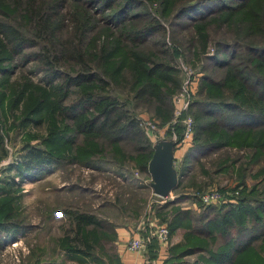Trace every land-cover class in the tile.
Segmentation results:
<instances>
[{"label": "trees", "instance_id": "16d2710c", "mask_svg": "<svg viewBox=\"0 0 264 264\" xmlns=\"http://www.w3.org/2000/svg\"><path fill=\"white\" fill-rule=\"evenodd\" d=\"M178 1L168 0V3ZM230 1L182 0L184 3L176 6L175 18L193 22L179 26L183 29L196 26L198 33L204 24L207 26L203 21L210 11L221 14L211 24L219 25L225 20L239 24L238 19L264 24V0ZM36 2L30 0L27 9V24L34 35L27 34L26 28L0 21V39L3 37L0 40V72H10L9 66L16 67L18 59L34 62L44 71L41 85L30 78L12 83L9 91L7 80H0V113L9 105L12 114L18 111L23 114L22 121L48 122L49 125V133L41 143L44 147L30 146L26 141L25 146L29 148L26 165L51 164L54 158L93 162L105 146L110 147L113 154L118 147L124 152L121 149L124 142L133 143L137 153L145 146L151 158L153 141L141 129L140 120L132 111L133 101L122 97L112 87L113 84L122 86L126 72L137 77L135 84H141L137 94L141 99L154 92L170 95V83L179 84L171 74L173 65L169 57V63H165L158 61L155 54L149 56L132 51V46L137 48L148 37L165 30L157 16L147 13H144L149 18L146 25L131 30L127 27L137 14L135 10L147 0H44L38 6ZM208 7L212 9H206ZM164 11L167 10H160ZM116 28L120 37L116 36L107 48L98 51L99 45L90 44L89 35L98 34L102 29L113 32ZM219 44L230 46L226 42ZM160 48L164 50L163 55L168 56L171 48L168 42L161 43ZM245 49L246 62L240 56L241 51L230 53L226 61L217 60L231 67V71L219 85L214 79L210 82L222 91L214 97L209 95L207 101H197V105L216 123L215 126L212 123L214 127L207 140L217 144L214 149L228 145L245 148L252 151L251 160L258 163L264 159V46L248 44ZM29 50L32 51L27 53ZM162 87L166 90H161ZM215 108L227 109L238 117H219L222 113L216 115ZM1 126L4 128V121ZM79 135L84 136L86 146L74 150L73 143ZM0 141L3 145L1 136ZM26 165H18L19 172ZM259 172L256 178L262 176V179L256 183L247 185L243 180L232 189L233 201L204 205L200 196L205 210L200 216H194L191 209L176 207L182 199L160 206L159 212L169 221L170 237L181 228L185 230L182 241L170 246L164 264H259V260L264 264V168ZM66 213L77 229L75 242L78 245L72 250L91 256L92 247L81 231L101 227V219L93 213ZM8 217L10 214H6ZM0 227L5 228L6 224L0 221ZM156 241L153 239L152 244ZM190 256L195 259L187 261L185 258Z\"/></svg>", "mask_w": 264, "mask_h": 264}, {"label": "rangeland", "instance_id": "374dc122", "mask_svg": "<svg viewBox=\"0 0 264 264\" xmlns=\"http://www.w3.org/2000/svg\"><path fill=\"white\" fill-rule=\"evenodd\" d=\"M43 2L37 0L34 4L38 6ZM29 3L30 0H0V21L26 28L29 30L27 34L34 35L32 27L27 24ZM182 3L179 0L170 5L168 0H147L144 6L135 10L137 14L127 25L129 30L143 27L148 23L147 14L157 16L163 23V32L148 37L137 48L132 46V51L149 56L155 54L158 61L165 63H169L170 58L173 65L171 74L175 80H179L178 85L170 83L171 94L159 95L154 92L152 96L147 95L142 99L137 97L141 84H135L137 77L132 76L131 72L125 73L121 87L116 84L112 86L116 93L120 92L122 97L133 101L132 111L140 120L141 129L153 141L154 153L151 158L145 146H141L142 150L137 153L133 143L124 142L121 143L124 152H120L118 147L113 154L110 147L105 146L93 162L72 158L57 161L54 158L51 164L33 163L27 166L29 148L25 143L29 141L30 146L44 147L41 143L49 133L48 122L22 121L23 114L20 115V111L12 114L9 105L0 113V136L4 141L3 145L0 141V221L6 224L5 228L0 227V264H122L118 254L120 231L139 228L141 232L137 237L147 238L154 235L160 225L169 228V221L162 217L158 209L163 204L182 199L176 207L191 209L194 216H200L205 211L200 200L202 194L218 190L225 195L226 202L233 201L231 191L238 183L245 180L247 185H252L262 179V176L256 177L264 168V159L253 162L251 150L229 145L214 149L217 144L207 141L216 123L212 116H207L198 107L197 101H207L209 95L214 97L222 91L210 82L214 79L219 85L228 76L231 67L223 66L217 60L226 61L230 53L241 51L240 56L246 62V45L264 46V24L243 19L236 21L239 24L230 20L219 25L211 24L221 14L210 11L203 21L207 26L204 24L198 33L196 26H187L186 29L179 26L193 23L185 18H175L176 6ZM162 8L167 11L160 12ZM119 34L117 28L113 32L102 29L98 34L89 35L90 44L95 47L99 45L98 51H101L116 36L120 37ZM165 41L171 46L167 51L168 56L163 55L164 50L160 48ZM222 42L230 46L219 44ZM85 44H89V39ZM15 65L14 68L9 66L10 72H0V80H7L9 91L12 83L30 78L37 84L43 83L44 71L39 70L38 64L18 59ZM201 86L204 89L200 93ZM186 89L187 103L186 108L182 109L177 105V98ZM161 90L166 89L162 87ZM214 111L216 115L222 113L219 117H238L227 109L215 108ZM33 115L31 112L30 116ZM188 118L193 119L190 137L186 136ZM3 121L4 128L1 126ZM199 129L201 132H198ZM164 141L174 143V164L178 182L181 183L168 197L154 193L149 169L156 145ZM48 145L53 147L50 143ZM84 146L85 138L79 135L73 149ZM18 165L26 166L19 172ZM67 211L93 213L101 219V227L81 231L92 247L91 256L86 257L72 250L78 245L75 242L77 229L72 225ZM6 214H10V218L7 219ZM184 234L185 230L181 228L171 235L167 250L182 241ZM185 259L193 261L195 256Z\"/></svg>", "mask_w": 264, "mask_h": 264}, {"label": "water", "instance_id": "95a60500", "mask_svg": "<svg viewBox=\"0 0 264 264\" xmlns=\"http://www.w3.org/2000/svg\"><path fill=\"white\" fill-rule=\"evenodd\" d=\"M174 143L169 141L159 142L155 154L150 162L152 187L154 193L161 197H168L178 187V172L175 168Z\"/></svg>", "mask_w": 264, "mask_h": 264}, {"label": "built area", "instance_id": "2783aa9c", "mask_svg": "<svg viewBox=\"0 0 264 264\" xmlns=\"http://www.w3.org/2000/svg\"><path fill=\"white\" fill-rule=\"evenodd\" d=\"M186 92L187 89L184 90L181 95L177 98V105L178 107L185 109L186 108ZM179 115L181 114V110H178ZM187 131L186 136L190 137V135L193 132V119L188 118L187 119ZM201 199L205 205L214 204L217 202L227 201L224 194H222L218 190H213L206 192L201 195ZM152 238H156L161 244H163L165 247H168L169 241H170V230L166 225H160L155 229L154 235H152ZM151 237H133L129 243H128V249L135 253H143L147 249V245L152 240Z\"/></svg>", "mask_w": 264, "mask_h": 264}, {"label": "crops", "instance_id": "0c3cea01", "mask_svg": "<svg viewBox=\"0 0 264 264\" xmlns=\"http://www.w3.org/2000/svg\"><path fill=\"white\" fill-rule=\"evenodd\" d=\"M138 229L124 228L120 231L118 254L122 264H164L169 250L158 240L152 244L153 239H155L152 236H150L151 242L148 243L147 249L143 253H135L128 249L129 241L140 234L141 231Z\"/></svg>", "mask_w": 264, "mask_h": 264}]
</instances>
